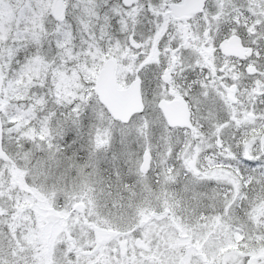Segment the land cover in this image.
<instances>
[{
  "label": "snow or ice",
  "instance_id": "snow-or-ice-1",
  "mask_svg": "<svg viewBox=\"0 0 264 264\" xmlns=\"http://www.w3.org/2000/svg\"><path fill=\"white\" fill-rule=\"evenodd\" d=\"M103 7L101 15L94 0H0V264H37L30 250L18 247L27 221L14 224L18 216L34 221L22 201L37 190L58 212L77 201L102 203L110 217L127 211L128 226L136 222L125 198L135 184L98 192L81 173L71 189L49 187L29 166L37 149L59 152L57 125L75 124L88 109L96 149L109 145L115 124L135 123L145 139L154 122L161 124L165 149L154 162L147 147L137 176L157 185L183 183L173 194L181 212L193 208L198 220L231 218L235 231L246 232L232 255L193 253L171 264H264V216L255 217L264 206V0H103ZM69 13L79 17V42ZM106 66L109 84L97 76ZM109 86L138 96V103L117 110L105 94ZM179 101L189 111L182 123L166 115V105ZM253 162L258 167L246 171ZM209 182L216 187L205 190ZM85 215L96 219L88 209ZM88 247L81 254L68 237L53 264H157L141 255L142 247L135 258L122 255L115 241L106 257L95 243Z\"/></svg>",
  "mask_w": 264,
  "mask_h": 264
},
{
  "label": "rangeland",
  "instance_id": "rangeland-1",
  "mask_svg": "<svg viewBox=\"0 0 264 264\" xmlns=\"http://www.w3.org/2000/svg\"><path fill=\"white\" fill-rule=\"evenodd\" d=\"M81 2H83V0H81ZM78 20L79 17L76 15L74 28L77 32V42L83 39V37L79 36ZM71 27L70 23V30ZM65 88H67V85H65ZM151 118L153 117H150V119ZM84 119H86V117ZM95 123L94 114L88 118L87 122L83 121L82 117L77 121V125L78 127L81 126V129H91ZM159 127L164 129L161 124L154 122L149 134L151 132L153 134L154 131L159 129ZM113 131L115 135H120L124 139V144H122V146H124L126 150H60L59 152L54 153V155L50 154L48 151L42 153L41 156L38 157V161L44 164L42 171L44 182L48 184V186H51L55 182L59 186L67 185V187L71 189L73 186L78 185L81 179V173H83L90 178L95 187L99 190H101L104 186L106 187V175L109 177L108 183L113 186L120 185L121 183L127 184V180L132 177V171L135 170L137 162L142 158L145 149L149 147L148 141L147 139L139 136L136 131L135 123L128 125L127 127L115 124L113 126ZM153 142V146H151L152 155L157 158L154 162H158L160 154L165 149V141L154 140ZM142 145V149L139 150ZM43 159L44 161L42 162ZM152 175L154 176L155 172H153ZM151 183L152 181L149 178H144L143 184H145L146 190H149ZM180 187L182 191L183 183H180ZM203 188L205 190H210V183L204 185ZM36 197L39 200L44 201L46 206H51L44 193L37 191ZM141 200L143 202L142 210L144 215H142L141 210L137 211V213L140 218L142 217V219L138 220V228L142 229L139 237L142 239V243L152 241L151 236L155 234L157 235L158 232H161L157 237L158 239H162V246L166 249H171V251L164 252L163 254L165 255H163L161 259L152 258L157 261V264H162V262L171 264V260L174 257H188L193 253H198L199 249H202L204 252L200 253L203 258H209L211 255H215L216 253L221 255H232L238 250V247L227 250L224 248L226 243L229 241L236 244L244 241V234L239 237L240 240L235 238L239 233L233 229L231 218L223 219L213 216L211 219L198 220L195 216L190 218L191 221H189L187 214V216L184 217H182L181 214L177 215V208L175 206L172 207L173 212H171V209H166L162 212V214L156 216L154 211H157V209L150 207L147 203H151L153 200H156V203H160L162 197L152 199L149 196ZM168 202L173 203L171 201ZM85 205L86 204L84 203V206ZM46 212L47 209L44 212H38L37 220L40 223L45 221ZM151 212L153 213V217L148 219ZM260 216H264V206H258L256 208L255 217L258 219ZM95 217L100 220L98 216ZM69 221L72 223H78L79 233L84 238L83 244L94 243V236H92L89 232V226L96 224H85L84 217L81 214L73 215ZM100 222L107 224L102 219ZM64 224L65 223L63 222L62 225L59 226L56 239L57 241L54 244L56 246L52 247L49 243L44 244L43 251L41 253V262L37 264H44L47 259L52 257L55 259L58 251L56 247L60 248V245L65 243L69 237L68 235L70 234L69 223ZM82 224L85 226L82 227ZM116 224L120 228H124L126 230L125 232L128 233V251L132 252V257L135 258V249L139 247H135L137 237L131 236V232H128L127 230L128 225H122L121 223ZM61 228H63V230ZM26 231L28 240L33 244L36 243L37 239L35 234L30 229H27ZM120 240L121 237H118L114 241L119 245ZM157 244L159 245L158 242L154 244V248L157 250V254L161 255L160 252L163 250L159 249L161 245L157 246ZM112 245L113 243L103 246L104 248H97L96 250L99 251L100 249H103L104 257H106L108 255V249ZM76 247L80 249L81 254H86V252L81 249V245H77V242ZM144 254H148V251L143 249V253L141 255ZM184 254L186 255L184 256Z\"/></svg>",
  "mask_w": 264,
  "mask_h": 264
},
{
  "label": "trees",
  "instance_id": "trees-1",
  "mask_svg": "<svg viewBox=\"0 0 264 264\" xmlns=\"http://www.w3.org/2000/svg\"><path fill=\"white\" fill-rule=\"evenodd\" d=\"M68 88V87H67ZM66 88V89H67ZM51 107V106H50ZM93 114V111L91 109L85 110L82 112L81 117L83 118V121L87 122L88 118ZM80 117V118H81ZM86 117V119H84ZM66 125V127H65ZM75 125V126H74ZM72 123L71 120L68 121H61L58 125H57V143L59 144V148L60 150H126L124 146H122V144H124V139L120 136V135H115L114 131H113V135H112V139L109 143V145H107L104 148L101 149H96L94 147L93 141H92V134H93V128L95 125H93V127L91 129H81V126L78 127L77 122L76 124ZM65 129V132H64ZM155 137V136H154ZM46 150H41V149H37L35 150L33 157L31 159V163H30V167L34 170V173L37 174V181L40 183H45L44 182V177L42 174L43 168H44V164L38 161V157L41 156L42 153H44ZM44 161V159L42 160V162ZM258 167V164L253 162L251 164H245L244 168L246 171H252L253 169H256ZM37 170V171H36ZM132 178L131 180H127V184H135L127 193L126 195V200L129 204L130 207H132L134 209L135 212V216H136V222L132 223L131 228L128 226L127 230L128 232H132L133 230H135L136 228H138V220L142 219V217L140 218L139 214L137 213V211L141 210L142 211V215H144L143 210H142V206H143V202H142V197H144V185H143V181H141V177L139 178L136 174V168L135 170L132 171ZM31 178V177H30ZM109 181V177L108 175H106V187L104 186L101 190H103L105 193L107 192H113L115 193L116 191H118V186H113L112 184L108 183ZM48 186V184H46ZM99 185V184H98ZM97 185V186H98ZM67 186V185H64ZM50 187V186H49ZM63 187V186H61ZM38 192H40L39 190H37ZM97 191L99 192L100 190L97 189ZM167 195L162 196V200L160 201V203H156V200H153V202L151 203H147L148 205H150V207H153L154 209H157V211H154V214L156 216H159L160 214H162L163 211H165L166 209H171V212H173L172 207L175 206L177 208L178 211V207L176 204L170 203L167 200H169L171 198L168 197L166 198ZM150 198L155 199V197L150 196ZM103 202V201H102ZM23 203V209H31V213L32 216L34 217V221L32 218L30 217H24V216H18L16 218V220L14 221L15 225H19L21 223H24V221H27V229H30L36 237V243H31L28 240V235H27V231L24 232V237H25V243L22 245H18V247H20L22 250L28 251L30 250V255L35 258L36 262L39 263L41 262V253L43 251V247L44 244H51L52 247H55L56 245H54L56 243V239H57V234H58V230H59V226L62 225V223L64 222L69 223L70 225V230H69V237L72 238L73 241L77 242V245L80 244V239L82 238L84 240V238L79 235V236H75L73 235V232H79V228H78V223H72L70 222V218L74 215L73 213H77L75 208L73 207L72 209L66 210V209H62L59 210V216L58 218H49L47 215L45 216V221L43 222H39L37 220L38 217V212H44L48 207L50 206H46L44 201L39 200L36 197V193H34L32 196H29L25 201H22ZM61 203H63V200H61ZM23 209H21V212H23ZM85 209H88L92 215L94 216H98L99 219L103 220L104 222H106L107 224H104L102 222H100V220L98 219H94V220H88L86 215H85V210L81 213V215L84 217V222L85 224L91 225L93 224H99L102 226H107L109 228H114L115 230H117V235L123 236L125 237L126 235H128L127 232H125L126 230L124 228H120L116 223H121L122 225H129V223H131V219H130V214L125 211L123 214H113L111 217L108 215V209L103 207V204L101 203L100 205H85ZM170 213V212H169ZM168 214V213H166ZM171 214V213H170ZM152 216H150L148 219H150ZM174 217V215H173ZM190 220V219H188ZM111 223V224H110ZM64 224V225H65ZM95 226V225H94ZM63 230V228H61ZM93 227L90 231V233L93 236ZM239 234L236 235V239L240 240L239 237L242 236L243 234V239L245 238L246 232H242V231H236ZM161 232H158L157 235H152L151 236V240L150 242H148V247L145 248V251H148V255H150V258H158L161 259L164 252L167 251H171V249H166L162 246V239H158V235ZM159 243V245H161L159 247V249H162L163 251L160 252L161 255L157 254V250L154 248V244L155 243ZM237 242V241H236ZM86 243V242H84ZM94 243H96L94 241ZM106 243V242H104ZM102 243V244H104ZM239 243H232V242H227V244L224 246L225 249H230V248H237ZM81 245V244H80ZM92 245V243H86V244H82L81 245V249L84 252H88L91 249L88 247ZM98 245V244H96ZM157 244V246H159ZM104 245H99L97 248H104ZM136 247V246H135ZM54 249V248H53ZM56 249L59 250L58 247H56ZM204 253L202 249H199L198 253ZM132 252H129L127 255H129ZM134 255V252H133ZM186 254H184L185 256ZM52 257V256H51ZM134 258V257H133ZM52 262V263H51ZM54 259L49 258L45 261L44 264H53Z\"/></svg>",
  "mask_w": 264,
  "mask_h": 264
},
{
  "label": "water",
  "instance_id": "water-1",
  "mask_svg": "<svg viewBox=\"0 0 264 264\" xmlns=\"http://www.w3.org/2000/svg\"><path fill=\"white\" fill-rule=\"evenodd\" d=\"M111 72H112V69L106 66L100 70L98 77L102 79L103 81H105L106 84H109L110 78H111ZM105 94L112 101V103L117 108V110L121 112L129 111L134 103H138V96L130 94L125 89H113L109 86V87H106ZM166 115L172 121L177 122V123H182L187 120L189 116V111H188L186 103L184 102H182L181 104H179L178 102H169L166 105ZM77 207L80 210H82L83 204L78 203ZM48 215L51 217H54V216H57L58 214L56 210L52 208L48 212ZM107 233L114 234L115 231L114 230L106 231L105 229H100V228L96 229V235L99 240L107 239V236H108L106 235ZM124 245H125V241L122 242L123 247Z\"/></svg>",
  "mask_w": 264,
  "mask_h": 264
},
{
  "label": "flooded vegetation",
  "instance_id": "flooded-vegetation-1",
  "mask_svg": "<svg viewBox=\"0 0 264 264\" xmlns=\"http://www.w3.org/2000/svg\"><path fill=\"white\" fill-rule=\"evenodd\" d=\"M142 31V25L140 26V28L138 29V32H141ZM179 103H182L181 101H179ZM162 130H165V129H162ZM178 137V135L176 136ZM160 185H163L162 183ZM176 190L177 192H181V187H180V184H177L176 186ZM203 187V186H202Z\"/></svg>",
  "mask_w": 264,
  "mask_h": 264
}]
</instances>
